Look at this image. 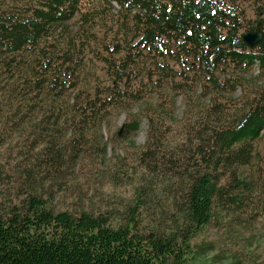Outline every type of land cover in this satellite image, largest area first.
I'll return each mask as SVG.
<instances>
[{
    "label": "trees",
    "instance_id": "1",
    "mask_svg": "<svg viewBox=\"0 0 264 264\" xmlns=\"http://www.w3.org/2000/svg\"><path fill=\"white\" fill-rule=\"evenodd\" d=\"M107 1L121 15L118 38L105 46L112 84L72 98L86 69L80 62L85 47L70 36L57 37L82 0H0V135L20 126L32 131L25 137V146L32 141L25 159L0 154V264H199L202 253L194 239L213 221L217 201L234 202L233 193L248 186L241 168L254 158L252 142L264 132L262 86L233 118L217 95L201 104L206 119L193 128L186 149L150 142L142 151L148 172L175 174V206L153 205L151 184L118 221L111 212L53 204L49 182L71 169L88 130L100 129L109 108L124 102L131 80L168 79L173 62L201 75L219 95L237 86L223 78L229 68L264 67V38L254 46L244 41V30L255 26L235 0ZM45 94L51 102L41 104ZM139 125V120L128 124L129 132ZM69 127L74 133L67 141L60 132ZM227 175L234 183L222 182ZM4 187L16 194L8 198Z\"/></svg>",
    "mask_w": 264,
    "mask_h": 264
},
{
    "label": "rangeland",
    "instance_id": "2",
    "mask_svg": "<svg viewBox=\"0 0 264 264\" xmlns=\"http://www.w3.org/2000/svg\"><path fill=\"white\" fill-rule=\"evenodd\" d=\"M234 2L242 7L248 24L256 26L262 22L264 26V0ZM118 11V5L107 0H82L79 13L58 35V39L70 36L85 47L82 52L85 57L80 62L86 63V69L80 73V83L71 92L72 98L79 91L85 90V94L92 91L96 85L112 84L104 65L105 57L109 55L105 46L118 38L121 17ZM248 31L244 30V33ZM170 66L175 72L183 71V76H174L169 67L168 79H149L143 75L131 80L124 102L109 108L100 129L88 130L86 140L79 145H83L80 155L71 163V169L57 182H49L50 186L53 185L51 193L56 207L111 212L118 221L126 215L127 204L141 193L143 186L150 184L155 190L152 191L155 195H151L153 205L175 206L176 194L172 192L175 174L167 172L157 177L148 172L140 158L142 151L150 142V147L163 143L162 146L169 150L172 147L184 150L193 128L198 130L206 119L201 104H207L212 96L217 95L229 110L228 118H233L248 106L249 98L257 93H254L257 88L262 86L264 90V67L259 64L238 72L229 68L227 77L223 78H231L229 84L237 83V86L219 95L212 91L209 82L201 79V75L190 73L173 62ZM184 70L189 72L191 79H186ZM41 98V104L44 99L51 102L46 94ZM37 111L41 112L40 109ZM32 112L29 115L34 117L36 110ZM138 120L139 128L130 133L128 124ZM60 133L68 141L74 130L63 128ZM31 134L28 127L21 126L4 132L0 135V154L7 156L8 160L25 159V150L31 151L32 147H28L32 141L25 146V137ZM252 145L254 158L241 168L242 179L248 186L233 193L234 198L237 197L234 202L217 201L213 221L194 239L195 248L202 253L199 264H264V132ZM41 148L42 145L36 151ZM46 158L45 154L41 160ZM222 182L230 185L234 180L227 175ZM1 190L8 198L11 193L16 194V190L10 187Z\"/></svg>",
    "mask_w": 264,
    "mask_h": 264
},
{
    "label": "water",
    "instance_id": "3",
    "mask_svg": "<svg viewBox=\"0 0 264 264\" xmlns=\"http://www.w3.org/2000/svg\"><path fill=\"white\" fill-rule=\"evenodd\" d=\"M264 38V34L262 31V22H258L255 26V29L249 32H246L243 35L244 41L249 46H254L259 43Z\"/></svg>",
    "mask_w": 264,
    "mask_h": 264
}]
</instances>
